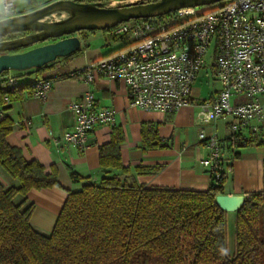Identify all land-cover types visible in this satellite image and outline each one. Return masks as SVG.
<instances>
[{
	"label": "trees",
	"instance_id": "16d2710c",
	"mask_svg": "<svg viewBox=\"0 0 264 264\" xmlns=\"http://www.w3.org/2000/svg\"><path fill=\"white\" fill-rule=\"evenodd\" d=\"M75 1L105 4L114 0ZM24 34L8 35L3 40ZM112 38L127 44L123 37ZM48 66L12 72L14 85L5 79L7 72L0 76V107L4 112L25 95L31 96L34 79H18L38 75ZM12 129V120L4 115L0 120V168L19 186L5 189L0 184V264H264V191L248 194L233 214L234 245L229 254L227 213L215 202L216 196L224 193L221 164L219 177L210 174L212 185L205 191L128 185L108 175L110 170L124 171L120 154L124 138L119 129L98 147L99 170L106 176L77 191H66L51 233L38 232L29 222L34 205H26L24 197L31 190L61 186L54 168L46 172L39 162L26 160L20 149L8 144L6 138ZM71 177L81 180L74 173ZM18 195L23 197L20 204L14 202Z\"/></svg>",
	"mask_w": 264,
	"mask_h": 264
},
{
	"label": "crops",
	"instance_id": "0c3cea01",
	"mask_svg": "<svg viewBox=\"0 0 264 264\" xmlns=\"http://www.w3.org/2000/svg\"><path fill=\"white\" fill-rule=\"evenodd\" d=\"M49 2L13 0L16 16ZM81 38L83 50L80 54L59 59L40 74L21 80L30 82L38 76L51 78L52 88L45 101L25 95L4 113L13 122L12 132L6 138L8 144L20 149L26 160L39 162L46 172L54 168L61 186L31 190L24 197L26 205H34L29 222L35 230L49 235L65 201L66 191H77L84 184L98 182L106 176L99 170L98 147L110 141L114 129H119L124 138L120 146L124 171L114 169L108 175L116 176L128 185L207 190L212 180L202 162L209 158L210 151L198 139L199 133L205 130L208 134L215 133L221 145V170L225 177L223 194L246 198L250 193L264 191V121L258 124L260 130L256 135L249 129L240 128L233 141L230 119L208 123L200 120L199 105L211 101L219 90V84L213 78V65L210 71L198 74L189 105L174 114L142 111L129 106L127 88L122 82L96 77L91 85H87L82 79L66 77L67 72L85 68L125 47L120 40H112L110 31L85 32ZM87 90L93 92L97 108L114 112V124L95 127L89 134L88 147L80 151L64 142L62 136L72 132L74 127L69 103L79 100ZM72 173L81 180L72 179ZM0 184L5 189L19 186L18 181L1 168ZM22 200L19 195L14 198L16 204Z\"/></svg>",
	"mask_w": 264,
	"mask_h": 264
},
{
	"label": "built area",
	"instance_id": "2783aa9c",
	"mask_svg": "<svg viewBox=\"0 0 264 264\" xmlns=\"http://www.w3.org/2000/svg\"><path fill=\"white\" fill-rule=\"evenodd\" d=\"M57 1L66 0L49 3ZM16 15L13 0L0 2V21ZM109 31L115 38H125L126 45H135L69 71L67 78L82 79L87 85L96 77L122 82L130 107L174 114L190 104L193 84L207 64L214 41L213 78L219 90L211 101L199 105L200 120L230 119L233 141L240 128L249 129L252 135L259 133L258 124L264 121V0H226L201 13L198 8L180 9L166 16L122 23ZM12 72H7L5 79L14 85ZM52 82L51 78L34 79L31 97L45 101ZM68 109L74 115V127L62 140L80 151L88 147L95 127L114 124V112L97 108L91 90L69 103ZM4 113L0 107V120ZM198 139L210 151L203 166L218 178L222 149L217 135L200 132Z\"/></svg>",
	"mask_w": 264,
	"mask_h": 264
},
{
	"label": "water",
	"instance_id": "95a60500",
	"mask_svg": "<svg viewBox=\"0 0 264 264\" xmlns=\"http://www.w3.org/2000/svg\"><path fill=\"white\" fill-rule=\"evenodd\" d=\"M226 0H144L114 5L79 3L66 0L48 3L28 13L0 21V76L9 71L37 70L76 54L81 49L82 32L110 30L132 20L166 16L186 8L209 7ZM58 16V17H55ZM29 34L3 40L17 33ZM52 43L30 48L38 43ZM30 48L24 52L11 53ZM242 195H218L217 206L227 214L236 213L244 204Z\"/></svg>",
	"mask_w": 264,
	"mask_h": 264
},
{
	"label": "rangeland",
	"instance_id": "374dc122",
	"mask_svg": "<svg viewBox=\"0 0 264 264\" xmlns=\"http://www.w3.org/2000/svg\"><path fill=\"white\" fill-rule=\"evenodd\" d=\"M131 1H136V0H114L112 2H113L114 5H122V4H126L127 2H131ZM215 7H216L215 5L209 6V7H205V6L204 7H198V12H200V13L201 12H205V11L213 9ZM55 17H58V16H55ZM52 42H54V40L43 42V43H38L37 45L32 46L30 48H33V47H36V46H40V45H43V44H47V43H52ZM134 45H135V43H131V44L126 45L123 48V51L130 50L131 48H133ZM214 46H215V42L212 41L210 43V48H209V51H208V54H207V65L205 66V68H203L201 70V73H205L206 71H210V66L213 65ZM30 48L21 49L19 52L27 51ZM112 55H109V56H112ZM109 56L102 57L100 60H106L107 58H109ZM21 79H23V77L19 78L18 80H21ZM201 132L207 133V131H205V130H203ZM226 220H227V241H226L227 242V251H228L229 254H231L232 250H233V245H234V236H233V232H234V226H233L234 225V215L227 214Z\"/></svg>",
	"mask_w": 264,
	"mask_h": 264
},
{
	"label": "flooded vegetation",
	"instance_id": "af4514ba",
	"mask_svg": "<svg viewBox=\"0 0 264 264\" xmlns=\"http://www.w3.org/2000/svg\"><path fill=\"white\" fill-rule=\"evenodd\" d=\"M30 32H28V33H25L23 36H25V35H27V34H29ZM80 37H81V34L79 35ZM12 39H15V38H12ZM48 41H52V40H48Z\"/></svg>",
	"mask_w": 264,
	"mask_h": 264
}]
</instances>
